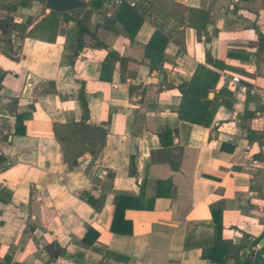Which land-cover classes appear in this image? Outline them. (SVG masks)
Wrapping results in <instances>:
<instances>
[{
  "label": "crops",
  "instance_id": "0c3cea01",
  "mask_svg": "<svg viewBox=\"0 0 264 264\" xmlns=\"http://www.w3.org/2000/svg\"><path fill=\"white\" fill-rule=\"evenodd\" d=\"M80 1L82 15L68 13L88 14V33L74 58L77 19L64 22L46 0H0V264H217L202 257L215 245L234 264L260 250L264 105L227 82L264 88V0H145L133 39L107 0ZM188 10L209 15L207 42ZM156 32L168 44L152 65ZM206 54L223 69L209 67L217 107L204 127L178 119L176 87ZM120 197L127 209L114 220ZM49 245L63 255L52 259Z\"/></svg>",
  "mask_w": 264,
  "mask_h": 264
},
{
  "label": "trees",
  "instance_id": "16d2710c",
  "mask_svg": "<svg viewBox=\"0 0 264 264\" xmlns=\"http://www.w3.org/2000/svg\"><path fill=\"white\" fill-rule=\"evenodd\" d=\"M105 0H93L89 5L92 9H97L102 7ZM54 15H62L64 18V22L71 21L72 19H77L78 21V32L76 36V50L74 53V58L78 57L79 52L83 49L84 43L82 41V37L84 34H87L88 31L86 29V22L88 20V14L82 16L81 18L75 17L74 14L70 13H53ZM41 19L40 22L35 24L31 31H34L35 28L39 27L40 24H44L47 20ZM116 22L120 23L123 26L124 31L129 35L130 39H133L136 35L138 29L143 23L144 16L139 14L136 10L129 8L126 5H122L117 8L115 14ZM57 24V21L55 22ZM209 24V15L201 10H188V25L190 28L194 29L197 33V38L201 41L202 37L204 41L207 42L209 35L207 33V26ZM11 27V25H9ZM13 27V26H12ZM11 27V28H12ZM14 30H22L24 31L23 26H14ZM168 44V40L165 36L160 33H154L151 40L146 46L145 55L147 58L151 60L152 65L155 63L153 60V54L158 52L160 55L164 53V49ZM8 58H10L9 54H6ZM115 56V54H109L107 58H111ZM106 58V61H107ZM105 65H103L104 67ZM209 67H213L217 70H222L223 66L218 62H215L210 54H206L205 56V65H198L196 67L195 72L193 73L191 79L186 82H182L179 84L176 89L180 94V103L177 108V117L180 121L184 123H188L191 125L204 126L207 127L210 124V120L212 118L213 112L215 111L217 105L214 100H209V94L215 89L216 85L219 82V75L217 72L211 70ZM103 69V68H102ZM221 95H226L225 90L220 91ZM79 102L81 105V109L84 113V116H87L88 110L86 101L84 98V93L81 91L79 95ZM30 117V115L26 116H18L17 117V125H16V134H24L23 120L25 118ZM23 129V131H22ZM166 136V137H165ZM170 132L167 131L164 134L160 135L161 141L164 138H169ZM171 141L166 146H170ZM88 200V199H87ZM127 198L120 197L118 204L116 206L114 220L121 216L125 209H127L124 205ZM217 212L212 214L213 221L215 223L216 229V240L217 243L222 241V223L221 221H217L216 216ZM111 231L114 232L115 229L111 228ZM259 238L254 239L252 241V248H255L259 243ZM45 250L50 255L52 259H56L60 255H63V251L60 248H55L52 245L46 246ZM215 255V256H214ZM218 255L219 258H216ZM223 256V245H215L208 253H202V257L204 259H209L212 263L217 264H225ZM5 264H11V260L9 258L4 259ZM234 264H264V246L258 251H251L249 255L245 259H238Z\"/></svg>",
  "mask_w": 264,
  "mask_h": 264
},
{
  "label": "built area",
  "instance_id": "2783aa9c",
  "mask_svg": "<svg viewBox=\"0 0 264 264\" xmlns=\"http://www.w3.org/2000/svg\"><path fill=\"white\" fill-rule=\"evenodd\" d=\"M122 5L136 10L146 18L148 16L149 4L145 0H107V6L109 8H118ZM227 86L235 96L250 95L251 97H257L259 103L264 105V88H247L242 84L239 76H231L227 82Z\"/></svg>",
  "mask_w": 264,
  "mask_h": 264
},
{
  "label": "water",
  "instance_id": "95a60500",
  "mask_svg": "<svg viewBox=\"0 0 264 264\" xmlns=\"http://www.w3.org/2000/svg\"><path fill=\"white\" fill-rule=\"evenodd\" d=\"M45 7L54 13H68L77 12L78 15H82L84 11V4L80 0H46ZM259 245L264 246V237L260 241ZM245 256L243 252L242 257Z\"/></svg>",
  "mask_w": 264,
  "mask_h": 264
}]
</instances>
